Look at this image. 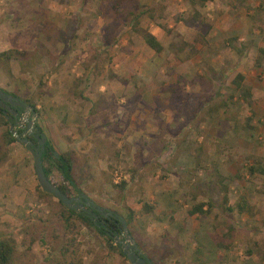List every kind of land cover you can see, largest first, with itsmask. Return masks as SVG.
I'll use <instances>...</instances> for the list:
<instances>
[{
  "label": "rangeland",
  "instance_id": "1",
  "mask_svg": "<svg viewBox=\"0 0 264 264\" xmlns=\"http://www.w3.org/2000/svg\"><path fill=\"white\" fill-rule=\"evenodd\" d=\"M32 40L41 54L24 85L46 110L28 117L56 153L72 151L80 192L131 211L126 228L144 257L264 264V0H0V50ZM43 80L64 82L66 102L43 101L54 88ZM11 82L0 71V85ZM10 157L0 239L12 264H129L92 228L63 224L22 144Z\"/></svg>",
  "mask_w": 264,
  "mask_h": 264
},
{
  "label": "trees",
  "instance_id": "2",
  "mask_svg": "<svg viewBox=\"0 0 264 264\" xmlns=\"http://www.w3.org/2000/svg\"><path fill=\"white\" fill-rule=\"evenodd\" d=\"M204 1V0H200ZM195 20V17H194ZM142 40L145 45L153 50L155 53H159L162 50V46L156 40V38L149 32L143 31L142 32ZM40 52L38 50L34 51H21L16 49H6L0 51V69L8 70V64L10 60H16L19 63V67L21 71H26L31 69L39 60ZM236 79L239 82L241 76L239 74L236 75ZM238 84V83H237ZM6 92V91H5ZM13 97L14 94H11ZM17 98V97H16ZM19 99V98H18ZM23 103L28 104L31 109L34 111V114H37V111L34 107V104L28 100H22ZM18 113L22 112L21 108H15ZM9 125H13V129L16 134L20 137H24L26 139L31 140L34 144L35 140L32 135H28L25 133L24 128H19L13 124V117L6 113L5 115L0 109V126L2 130L0 132V165L4 163L7 159L9 146L12 144L17 143L18 141L11 135L9 131ZM37 127L38 131L41 129ZM53 150L46 139L43 153L41 154L42 159V167L44 174L49 182L55 185L61 192H63L66 196H75L79 193V188L77 187L76 180L73 177V165L74 159L71 152H64L57 154V157H54L52 154ZM249 170H253L252 167H249ZM260 173H264L263 169L258 168ZM120 189V193L118 195V201L120 203L123 202V195L121 194V188L123 187V183H119L117 185ZM217 186L219 187V191L223 192L222 201H226L225 197V186L220 182H217ZM38 187V185H37ZM39 192L48 196H51L45 192H43L39 187ZM57 204L61 207L60 217L63 224L73 223L75 221V225H80L86 228H92L99 236H101L104 240V246L108 253L117 254L121 257H124V253L121 251L120 244L115 243V237L121 236V226L120 224L114 219V221H109L108 219H103L104 221L99 222L95 221L92 222L91 219L88 217L87 214L83 213L82 211L72 210L64 207L57 201ZM202 203L200 205H195L190 211L189 214H202L204 211L202 209ZM124 212H126L123 216H121L124 221L126 227L129 226L131 221V211H126L125 207H121ZM147 208L145 211H148ZM117 214V213H116ZM119 215V214H118ZM219 246H225L222 242L219 243ZM14 256V247L12 243L6 239H0V264H12ZM146 258V257H145ZM148 259V258H146ZM75 264H83L81 258L77 259ZM95 264V262L90 263Z\"/></svg>",
  "mask_w": 264,
  "mask_h": 264
},
{
  "label": "water",
  "instance_id": "3",
  "mask_svg": "<svg viewBox=\"0 0 264 264\" xmlns=\"http://www.w3.org/2000/svg\"><path fill=\"white\" fill-rule=\"evenodd\" d=\"M15 108H21L22 112L18 113ZM0 109H2L4 115L9 113L13 117V124L19 128H24L25 133L32 135L35 140V143L33 144L31 140L18 136L13 129V125H9V131L11 135L29 151L32 157V167L38 187L43 192L54 197L56 201H58L64 207L75 211H83L88 215L92 222H94L95 218H97L99 215L105 218L111 217L115 219L121 226L120 235L122 237V239H118L116 236L115 243L120 244L121 251L124 253V257L128 263L152 264L150 260L146 259L136 249V244L131 239L126 228L125 221L120 215L106 207L98 206L82 192L77 193L75 196H66L55 185L48 181L43 171L41 159L46 137L43 132L37 130L33 119L28 117H35L34 111L31 109V107L28 104L23 103L20 99L13 97L12 95L0 89ZM52 154L54 157H57V154L54 151Z\"/></svg>",
  "mask_w": 264,
  "mask_h": 264
},
{
  "label": "crops",
  "instance_id": "4",
  "mask_svg": "<svg viewBox=\"0 0 264 264\" xmlns=\"http://www.w3.org/2000/svg\"><path fill=\"white\" fill-rule=\"evenodd\" d=\"M35 43V41L34 40H32L29 44H24L23 43V45H21V46H17V47H14V48H9V49H16V50H21V51H31L30 49H32L33 48V44ZM31 47H30V46ZM6 50V49H5ZM0 51H3V50H0ZM15 62V65H16V67H11L12 65H11V62ZM35 67V66H34ZM33 67V68H34ZM31 69H29V70H26V71H21V69H20V67H19V63L16 61V60H10L9 61V64H8V70H6V72H7V77L12 81L11 83H12V88H8V87H3V86H1L0 85V89L1 90H3V91H6V93H8V94H14L15 96L14 97H17V98H19L20 100L22 99V100H25V99H28V100H30L33 104H34V107H35V109H36V111H37V115H38V117H42V112H41V110H43V111H45L46 109L44 108V106L42 105L41 107H40V105L38 106L37 104V101L35 100H33V97L34 96H30V94L31 93H29L30 92V90L26 87V85H24V84H26V81H24L27 77H29L28 75L30 74V73H32V67H30ZM2 70H5V69H0V71H2ZM46 78V77H45ZM38 82H40V80H38ZM37 82V83H38ZM73 82H75V79H73ZM73 82L72 83H68L67 85L68 86H72L73 87ZM28 85V84H27ZM46 85H53V89H51V91H49L50 93L49 94H46V100H44V98L42 99L43 101H47V102H49V103H51V104H54V103H58V102H61V103H63V102H66L65 101V98H64V94L66 95V92L67 91H60L61 89H60V87L62 86H65V84H64V82L62 83V84H52L50 81H48L47 80V82L45 81V80H43V84H41V86H43V88H45L46 87ZM57 88H58V90H57ZM67 89V88H66ZM45 90V89H44ZM37 93H39V91H37ZM43 93H44V91H43ZM41 94H42V92H41ZM71 94L72 95H75V90L72 88L71 89ZM41 97H42V95H41ZM73 96H70V98H72ZM41 99V98H40ZM40 108H41V110H40ZM43 118L45 119V123H46V126H47V128L50 126L49 125V122H48V119L46 120V117H44V115H43ZM40 129H41V132H43V129H42V127L40 126V125H37ZM1 130H2V127L0 126V132H1ZM67 143V142H66ZM15 144H17V143H15ZM15 144H12V145H10L9 146V150H8V155H7V159H6V161L4 162V163H2L0 166H2V165H4V164H6L9 160H10V153H11V148H12V146L13 145H15ZM64 147H65V145H64ZM51 148H52V150L54 151L55 149H54V147L51 145ZM29 152V151H28ZM55 152V151H54ZM64 152H72V151H69V150H65V149H63V151H58L56 154H59V153H64ZM74 159V158H73ZM22 161H29L28 159H27V157H24V160H22ZM73 161H75V159L73 160ZM75 163V162H74ZM75 165V164H74ZM73 165V166H74ZM32 170H33V167H32ZM73 172H74V167H73ZM33 174H34V171H33ZM34 177H35V175H34ZM36 179V178H35ZM11 181V183H13L12 182V180L10 179V178H8V179H5V181ZM14 186V185H13ZM13 189V188H12ZM11 189V190H12ZM84 194V193H83ZM88 198H89V196L87 195V194H85ZM0 196H3L2 194L0 195ZM90 199V198H89ZM90 200H92V199H90ZM93 201V200H92ZM94 202V201H93ZM95 203V202H94ZM96 204V203H95ZM102 207H104V206H102ZM149 260V259H148Z\"/></svg>",
  "mask_w": 264,
  "mask_h": 264
},
{
  "label": "flooded vegetation",
  "instance_id": "5",
  "mask_svg": "<svg viewBox=\"0 0 264 264\" xmlns=\"http://www.w3.org/2000/svg\"><path fill=\"white\" fill-rule=\"evenodd\" d=\"M77 195V194H76ZM98 206H100V205H98ZM107 208V207H106ZM109 209V208H108ZM111 210V209H110ZM83 212V211H82ZM84 213V212H83ZM103 219H108L109 221H114V219L113 218H105V217H102V216H98L97 218H95V221L97 220V221H99V222H102V221H104ZM94 221V222H95ZM144 256V255H143Z\"/></svg>",
  "mask_w": 264,
  "mask_h": 264
}]
</instances>
